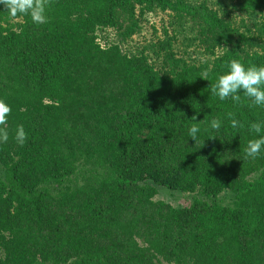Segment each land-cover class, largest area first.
I'll return each mask as SVG.
<instances>
[{"label": "trees", "instance_id": "1", "mask_svg": "<svg viewBox=\"0 0 264 264\" xmlns=\"http://www.w3.org/2000/svg\"><path fill=\"white\" fill-rule=\"evenodd\" d=\"M46 15L0 5V264H264V152L244 159L264 108L210 91L232 59L264 66V0H51Z\"/></svg>", "mask_w": 264, "mask_h": 264}, {"label": "clouds", "instance_id": "2", "mask_svg": "<svg viewBox=\"0 0 264 264\" xmlns=\"http://www.w3.org/2000/svg\"><path fill=\"white\" fill-rule=\"evenodd\" d=\"M51 0H0V5L4 6L6 12L12 17L30 16L34 24L48 23L46 9L50 6ZM226 67L229 69L225 74L219 75L216 82L211 85V93L217 96L221 101L231 98L236 104L241 103L240 92L244 97L250 100L252 106L264 108V66L250 65L245 67L237 59L230 60ZM204 79L207 80V72L204 73ZM11 108L0 99V143H6L9 139L7 128L8 116ZM230 127L233 129H242L244 124L235 118L232 112L227 113ZM191 120L196 121L197 116L193 115ZM222 126L220 119H212L210 128L219 132ZM251 132L258 134L259 138L249 140L245 150L244 159H256L264 152V121L253 122L250 124ZM200 131L198 123H193L189 129L188 135L193 141H197V133ZM217 138L216 136L210 139ZM28 134L24 126L19 125L15 131V140L19 146H24L27 142ZM203 141L201 142V146Z\"/></svg>", "mask_w": 264, "mask_h": 264}, {"label": "rangeland", "instance_id": "3", "mask_svg": "<svg viewBox=\"0 0 264 264\" xmlns=\"http://www.w3.org/2000/svg\"><path fill=\"white\" fill-rule=\"evenodd\" d=\"M159 18L160 17H158V16H156L155 18H154V20H159ZM153 20V18H152V21H154ZM148 32H149V29H146V30H144L143 31V34L142 35H140L139 37H137V38H135V40H139V41H141V42H146L148 39H149V34H148Z\"/></svg>", "mask_w": 264, "mask_h": 264}]
</instances>
